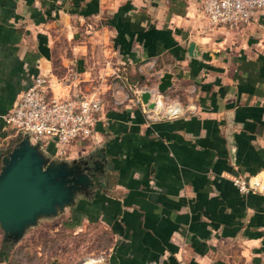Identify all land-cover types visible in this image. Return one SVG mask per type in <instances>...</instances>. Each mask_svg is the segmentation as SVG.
<instances>
[{"label": "crops", "instance_id": "obj_1", "mask_svg": "<svg viewBox=\"0 0 264 264\" xmlns=\"http://www.w3.org/2000/svg\"><path fill=\"white\" fill-rule=\"evenodd\" d=\"M112 65L169 71L181 110L148 120L115 79L91 136L62 147L101 167L62 226L96 224L107 264H264V194L231 183L264 170V10L211 27L196 0H0V135L33 74L84 92Z\"/></svg>", "mask_w": 264, "mask_h": 264}, {"label": "built area", "instance_id": "obj_2", "mask_svg": "<svg viewBox=\"0 0 264 264\" xmlns=\"http://www.w3.org/2000/svg\"><path fill=\"white\" fill-rule=\"evenodd\" d=\"M258 10H264V0H196L197 14L211 27H238L248 22ZM122 70L114 66L109 71L105 69L84 92L75 85V88L71 86L61 94L53 92L48 75L33 74L16 101L1 115L3 132L0 135V151L7 150L23 132L29 133L42 147L47 141L57 153H62L64 145L84 142L94 131V124L103 108L104 93L111 88L114 78H118L125 87L123 97L131 98L144 118L157 120L179 113H165L174 101L159 92L155 84L127 83ZM58 82L68 85L64 80ZM143 90L148 91L145 102L140 98ZM113 95H117L115 89ZM148 102L152 105L148 106ZM231 183L241 192L264 194V170L246 176H233ZM76 264L107 263L103 252H100L83 256Z\"/></svg>", "mask_w": 264, "mask_h": 264}, {"label": "water", "instance_id": "obj_3", "mask_svg": "<svg viewBox=\"0 0 264 264\" xmlns=\"http://www.w3.org/2000/svg\"><path fill=\"white\" fill-rule=\"evenodd\" d=\"M192 49V42L187 50ZM169 71L158 76L156 89L164 92L170 85ZM142 101L148 91L140 92ZM148 106L152 103L148 102ZM174 101L166 114L178 113ZM0 158V228L3 239L15 242L27 226L39 217H49L73 206L77 194H87L98 181L101 167L97 153H85L71 159H55L51 151L23 132Z\"/></svg>", "mask_w": 264, "mask_h": 264}, {"label": "rangeland", "instance_id": "obj_4", "mask_svg": "<svg viewBox=\"0 0 264 264\" xmlns=\"http://www.w3.org/2000/svg\"><path fill=\"white\" fill-rule=\"evenodd\" d=\"M113 66L115 65L111 67ZM126 77L127 83L136 84L145 82L150 85L154 80L151 76L142 81L137 71H126ZM114 79L119 81L118 78ZM20 137L18 135L17 140ZM43 146L48 148V142L44 141ZM50 149H52L50 156L55 159L76 157V152L69 153V150H66L69 157L64 158L63 153L55 152L53 147ZM3 154L5 153H0V158ZM68 217L64 210L53 216L39 217L34 224L24 229L17 241L11 242L10 249L6 251L4 264H76L83 256L103 252L104 232L96 224H87L80 228L62 226V222ZM2 241L3 232L0 228V244Z\"/></svg>", "mask_w": 264, "mask_h": 264}, {"label": "trees", "instance_id": "obj_5", "mask_svg": "<svg viewBox=\"0 0 264 264\" xmlns=\"http://www.w3.org/2000/svg\"><path fill=\"white\" fill-rule=\"evenodd\" d=\"M16 140L17 137L12 142L14 143ZM49 150L51 151L52 149ZM7 151H9V148L3 152L6 153ZM10 247H11V241L3 239L2 243L0 244V261H3L5 259L6 251L9 250Z\"/></svg>", "mask_w": 264, "mask_h": 264}]
</instances>
